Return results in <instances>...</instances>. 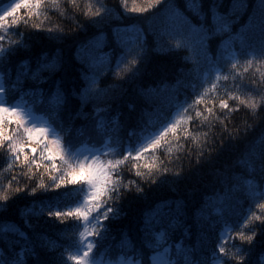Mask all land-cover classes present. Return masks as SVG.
Masks as SVG:
<instances>
[{
    "label": "snow or ice",
    "instance_id": "1",
    "mask_svg": "<svg viewBox=\"0 0 264 264\" xmlns=\"http://www.w3.org/2000/svg\"><path fill=\"white\" fill-rule=\"evenodd\" d=\"M67 3L69 8L61 15L75 24L72 31L85 34L71 46L66 28L32 21L33 17L47 19L46 0H10L0 8V29L5 33L11 29L6 17L20 8L27 9L23 26L34 29L31 35L21 32L20 19L13 16L17 28L12 30L19 39L0 35V148L7 153V171L19 165L32 172L43 165L49 178L47 185L41 179L33 187H13L19 184L15 176L0 184V264H102L97 258L101 249L107 252L108 242L117 239L115 222L128 215L118 205L125 191H132L133 181H126L125 169L134 171L146 185L156 184L158 190L172 187L180 171L172 172L170 181L167 167L145 164L141 171L140 159L149 150L169 151L165 139L169 133L177 141L178 131L192 136L188 125L193 121L209 128L213 144L218 128L219 137L227 136L231 142L228 151L236 154L234 163L216 173L221 190L215 193L213 211L205 213L207 201L190 205L183 197L163 195L151 201L136 184L142 194L140 212L122 230L120 258L103 264H264V215L251 211L264 199V79L237 80L243 76L240 67H255L256 62L264 66V0H145L140 4L133 0L131 6L129 0H120L116 7L104 0ZM181 50L191 55L180 60L191 61L194 68H181L180 75L170 80L173 54ZM241 57L246 58L243 65ZM6 80L12 81L10 86ZM145 80L152 82L137 86L142 103L129 104L125 113L129 85ZM229 82L232 92L239 89L243 96L233 95ZM190 93L195 101H190ZM206 96L211 99L201 111L197 105ZM229 99L239 103L230 106ZM242 107L251 110L248 119L262 123L250 125L247 119L242 126L233 123V114ZM190 110L193 115H188ZM173 112L180 118L173 119ZM11 117L16 127L6 135ZM208 135L203 133L205 142ZM83 136L87 141L80 140ZM88 142L95 146L85 154L79 145ZM208 151L202 147L200 155ZM117 152L123 159L100 160ZM130 158L134 169L125 164ZM76 184L81 187L73 193L74 205H62V197L72 191L67 186ZM62 186L64 191H58ZM38 188L44 192L22 210V225L3 215L11 207V194L35 196ZM246 203L248 210L237 232L232 218ZM259 206L264 208V203ZM41 217L50 227L75 220L79 238L62 230L59 239H52L40 230ZM217 225L218 243L213 245L210 232ZM229 239L236 253H230ZM123 256L131 259L124 261Z\"/></svg>",
    "mask_w": 264,
    "mask_h": 264
},
{
    "label": "trees",
    "instance_id": "2",
    "mask_svg": "<svg viewBox=\"0 0 264 264\" xmlns=\"http://www.w3.org/2000/svg\"><path fill=\"white\" fill-rule=\"evenodd\" d=\"M10 2V0H0V7L7 5ZM79 3L84 4L87 2V0H78ZM106 4H108L110 7H116L119 5L120 0H104ZM133 0H129V5H132ZM145 0H137V3H144ZM47 8L44 9L45 15L47 19H44L43 16L36 18L33 17L32 21L35 23H43L46 26H55L59 24L61 27L66 28V30L69 31L68 41L69 46H71V42L78 41L80 39L84 38V32L82 30H76L72 31V29H75V24L71 23L69 20L65 19L61 15V11L64 8H69V4L67 3V0H58L57 4H53L52 0H46ZM15 16L16 18L20 19L21 25H20V31L25 32L26 35H31V33L34 31L31 27L25 28L24 21L28 18L27 17V9L20 8L17 9L15 13H12L11 16L6 17L5 23L11 24V29L8 33H5L3 29H0V35H6L8 39L10 40H17L19 39V36L16 31L12 30L17 28V25L13 22L12 17ZM80 19V22L82 24H85V21L83 18L78 17ZM87 25L85 24V27ZM174 55V66L172 67L171 72L168 74V78L170 80H175L180 75V69L184 68L185 70H192L194 68V64L191 61L184 62L180 60V57L191 55V53L188 50H181L178 53L173 54ZM246 58L241 57V63L243 65V62ZM201 71L203 72L204 69L202 68ZM239 73H243V76L237 77V80L243 79L245 82L248 81H255V80H262L264 79V66H261L259 62H256L255 67L251 68H245L244 66L240 67L238 69ZM152 81L145 80V81H138L135 84L129 85V88L131 89L128 94L124 97L123 101V110L125 113L128 111V105L131 103H136L138 106L142 103L138 92H137V86L140 84H143L144 86H147V84L151 83ZM6 83L10 86L12 81L6 80ZM199 84V81H197ZM229 91L232 92V86L231 82L228 83ZM221 95L223 96V90L221 89ZM233 95L237 96H243V93L237 89V91L232 92ZM10 98H15V94L10 93ZM225 99H228L227 96H224ZM245 99H250V97H244ZM190 101H195L196 96L192 95L190 93L189 95ZM211 99V96H206L204 100L197 105V107L204 111L205 105L209 103V100ZM256 99L259 100V96H256ZM230 106H236L239 101H234L232 99L228 100ZM226 111V110H224ZM251 110H245L243 107L239 112H236L233 114L232 122L237 124V126H242L245 119H247L248 124H257L260 125L262 123L261 120L257 119L256 121H253L252 119L247 118V112ZM37 112H43V109H41L40 106H37ZM193 110H190L188 115H193ZM207 115V113L205 112ZM219 114V113H217ZM176 115L175 112L172 114V118ZM261 116L264 117V112H261ZM222 118V117H221ZM78 121V125H79ZM16 127L14 121L11 124L6 123L5 127V134H11L12 130ZM184 127V124L181 123L180 128L182 129ZM231 128V124L229 125ZM188 130L193 134L192 136L185 137L183 132L178 131V135L180 139L177 141L171 133L168 134V136L165 138L167 141L170 142V150H159L153 152V150H149V154L146 156H142L140 159V165H141V171H145L144 165L145 164H151L155 165L157 167H167L169 169V176L168 179L171 181L174 179V177L171 175L174 171H180L181 175L178 178H175L176 183L172 187L165 186L164 189L158 190L156 184H147L144 180L138 178L135 176L134 171H128L127 168L125 169V179L133 181L132 185V191L131 193L125 191L124 193V199L121 201H118V205H123L124 211L128 213L127 216L122 217L119 221L115 222V235L117 236V239L115 241L110 240L108 242V251L105 252L104 249H101L100 256L97 258H103L105 260H116L119 259V257L122 255L121 250L119 249L118 245L120 243V240L123 239V231L126 230L133 217L137 216L140 212V209L142 207V203L138 202L140 201V196L142 195L136 190V184H139L141 188L144 189V194L147 195L148 199L151 201H154L159 196L167 195L174 198H180L183 197L184 199L188 200L190 205H196L200 204L204 201H207V207L205 209V213L212 212L214 209V205L216 202V196L215 193L219 192L221 190L220 184L217 180L216 173L218 171H222L226 169L229 165L234 163L236 159V154L231 153L228 151L229 144L231 143L227 136H225L223 139H221L218 135L219 129L217 128L215 131L217 132L216 137V143H212V135L209 132L208 127H201L197 125L195 121L190 123L188 125ZM260 129L257 127V133H259ZM63 137L65 136V132H60ZM203 133H209L207 139V142H205V137L203 136ZM249 135H252V133H249ZM81 141H87V136L80 137ZM32 144V147H36V144L34 142H29ZM88 144L91 147H94L95 145L92 142L84 143ZM208 149L210 151L205 152L204 156H201V150ZM185 148L187 149V153L185 152ZM26 151L29 152L30 155H32L31 150L26 148ZM39 149H37L36 155L38 156ZM114 157L117 159H123V156L117 152ZM133 157H135V154L133 153ZM179 157V159H177ZM21 159H23V155H21ZM7 153L4 148H0V184L6 185L8 180L11 179L13 176H15L19 180V184H13V187H20L24 188L25 184H27L29 187L36 186L40 183V180L43 179L44 184L49 183V178L46 173H44L43 165L39 169H36L33 167L32 172L28 171L27 167L21 168L19 165L14 166V168L11 170V172L7 171ZM59 162V161H58ZM44 163H48V161H44ZM126 165H131L134 169V161L130 158L128 161H125ZM26 173V175H24ZM29 176H31V179H29ZM153 179L159 181L161 177L159 176H153ZM81 186L80 184L76 185H68L67 188L71 189L72 191H69L68 195L63 196L61 199L62 205H74V191L79 189ZM173 188L175 190H173ZM3 190L0 189V192ZM63 192L64 188L62 186L61 190H58ZM44 192L43 189L38 188L35 196H31L26 194L25 192H21L19 194H11L14 195L13 199H10L9 203L11 204L10 209L7 213H3L4 216L9 217L13 220H16L21 225L23 224V221L21 219V212L22 210L31 204V202L35 200H39L41 198L42 193ZM132 202L129 204V202ZM261 203H264V199H261L255 203V206L251 208V211H254L257 216L264 215V208H261L259 205ZM65 210H67L65 208ZM248 210V203H246L242 208L238 209V212L240 215L234 216L232 219L235 221L236 224V231H241L240 228V222L242 217L246 214ZM36 218H33V221L35 222ZM40 230L46 231L47 234L52 239H59V234L63 230L67 236L72 237L73 239H78V232L79 230L76 228V221L75 220H67L65 224H67L69 227L65 229V224H60L58 226H49L44 222V217L40 218ZM107 223V222H106ZM253 223H258V221H253ZM220 229V225H217V229L210 232V236L213 240V245L218 243V232ZM27 230V229H25ZM246 235H251L252 233L248 231L246 228L243 229ZM132 235H135V232H132ZM230 236H235V232H229ZM227 239V238H226ZM259 239V237H257ZM237 244L240 243L238 237L236 240ZM110 245V247H109ZM232 241L228 240V247L230 253H236L237 249L233 248ZM126 258H131L130 256H123ZM69 264H75L73 261H69Z\"/></svg>",
    "mask_w": 264,
    "mask_h": 264
},
{
    "label": "rangeland",
    "instance_id": "3",
    "mask_svg": "<svg viewBox=\"0 0 264 264\" xmlns=\"http://www.w3.org/2000/svg\"><path fill=\"white\" fill-rule=\"evenodd\" d=\"M15 2H19V0H15ZM6 6V5H5ZM4 6H2V7H0V8H3ZM38 114H42L41 112H37ZM180 117L179 116H177V115H175L174 116V118L173 119H179ZM12 121H14L15 120V118L14 117H11L10 118ZM60 135L63 137V135L60 133ZM51 138V137H50ZM32 142H34V141H32ZM35 143V142H34ZM81 148H82V150L83 151H85V154H87V150L88 149H90V148H92L91 146H89L88 144H82V145H79ZM134 154H135V152H133ZM116 154V153H115ZM115 154H109V155H104V156H101L100 157V160L101 161H107V160H116V158L114 157V155ZM131 258H125V257H123V260L124 261H128V260H130ZM99 260H101L102 261V264H103V262H106V261H104V259L103 258H99Z\"/></svg>",
    "mask_w": 264,
    "mask_h": 264
}]
</instances>
